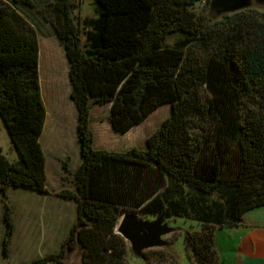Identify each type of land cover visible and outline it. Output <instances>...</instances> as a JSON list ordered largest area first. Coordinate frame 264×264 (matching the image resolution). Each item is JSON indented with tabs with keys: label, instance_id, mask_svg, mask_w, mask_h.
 I'll list each match as a JSON object with an SVG mask.
<instances>
[{
	"label": "trees",
	"instance_id": "16d2710c",
	"mask_svg": "<svg viewBox=\"0 0 264 264\" xmlns=\"http://www.w3.org/2000/svg\"><path fill=\"white\" fill-rule=\"evenodd\" d=\"M92 1L97 16L85 31L73 0L42 8L68 60L82 160L74 190L59 192L77 200L69 234L58 251L24 264H63L77 235L81 264H127L128 242L116 231L124 211L196 219L201 229L184 237L192 263L219 264L216 227L264 205V9L212 19L195 8L201 0ZM32 6L0 0V117L18 153L11 161L0 152L4 255L15 231L7 189L47 191L39 41L21 10ZM105 104L119 133L161 105L170 113L144 147L97 149L91 109Z\"/></svg>",
	"mask_w": 264,
	"mask_h": 264
},
{
	"label": "rangeland",
	"instance_id": "374dc122",
	"mask_svg": "<svg viewBox=\"0 0 264 264\" xmlns=\"http://www.w3.org/2000/svg\"><path fill=\"white\" fill-rule=\"evenodd\" d=\"M31 1L33 2L32 7L21 8V10L37 31L40 52V80L43 85L44 97L49 107L51 119L55 122L54 105H59L66 115H68L73 108L69 96V64L64 48L60 45L55 36L51 24L42 16V8L47 0ZM73 1L75 4L73 16L80 24L82 31H85L89 27V21L97 16L95 6L92 0ZM255 7L264 9V5ZM195 8L199 12L207 13L208 3L206 0L198 1ZM81 38L82 41H84L85 35L82 34ZM172 40L173 39H169V42ZM108 106V104L101 106L94 105L92 108V126L98 134H101L106 126L111 129L108 120ZM169 113V104L157 107L144 121L134 126L131 131H129V134L126 137V142H122L121 135L114 133L111 130L110 134L105 135V138L107 139L106 141L111 143L109 147L117 148V150L129 147H143L147 135L156 129ZM101 136L104 135L102 134ZM68 140V148H76L75 143L72 145L70 144L71 139L69 138ZM46 144L48 150L50 146L48 142H46ZM94 147L98 148V145L94 144ZM0 152L5 154L11 161L18 159V153L11 144L10 136L1 117ZM76 153H71L72 162L70 168L74 167L75 161L77 160ZM64 179L62 185L63 189L73 188L72 175H69ZM58 194L59 197L54 194L44 195L38 191L16 187H9L7 189L6 196L13 206L15 231L9 251L7 255H4L2 249V236L4 233L2 220L3 203L0 200V264L28 263L34 258L44 256L47 253L56 252L61 248V244L69 234L70 227L72 223H74L72 221L77 217V213L75 206L72 205L73 201L68 197L62 196L60 193ZM65 201L68 203L64 204ZM63 207H66V209L63 210ZM142 216L146 218L154 217L146 215ZM167 219L171 221L173 226L180 228L179 231L166 237L169 242L168 246L159 251L149 253L148 260H146L145 258L132 256L131 253H129L128 244V253L126 255L127 264H170L171 258L169 257V253L174 256L179 264H193L184 237L186 231H199L201 229V223L196 219L188 217H167ZM45 264L55 263L54 261H50Z\"/></svg>",
	"mask_w": 264,
	"mask_h": 264
},
{
	"label": "crops",
	"instance_id": "0c3cea01",
	"mask_svg": "<svg viewBox=\"0 0 264 264\" xmlns=\"http://www.w3.org/2000/svg\"><path fill=\"white\" fill-rule=\"evenodd\" d=\"M41 90L46 107V120L40 140L46 155L47 191L39 193H43L44 195L54 194L59 197L58 193L63 190L62 185L65 180L64 178L72 175V172L76 170L82 160L77 136V112L74 102L70 98L73 108L68 115L65 114L64 110L59 105H54L55 122H53L48 104L45 101L42 84ZM108 105L110 108V104ZM109 124L111 129L106 126L102 133L98 134L92 126L91 109V128L94 132V144L98 145L97 149L109 148V150H117V148L109 147L111 143L106 141L105 135L110 134L112 130L114 133L121 135L122 142H126V137L133 128L132 127L125 133H119L113 129L110 120ZM102 134L104 136H101ZM69 138L71 139L70 144L73 145V143H75L76 148H68ZM46 142H48L50 146L48 148L49 151L47 150ZM72 152L76 153L77 160L75 161L74 167L70 168ZM64 162L67 164L69 171L64 168ZM71 189L74 190V187ZM71 189L69 188V190ZM69 199L73 201L72 205L76 208L77 200L74 198ZM65 203L68 202L65 201L64 204ZM65 209L66 207H63V210ZM75 220L76 218L72 222ZM215 248L219 257V264H264V205L247 211L243 215L242 221L237 226H217L215 229Z\"/></svg>",
	"mask_w": 264,
	"mask_h": 264
},
{
	"label": "water",
	"instance_id": "95a60500",
	"mask_svg": "<svg viewBox=\"0 0 264 264\" xmlns=\"http://www.w3.org/2000/svg\"><path fill=\"white\" fill-rule=\"evenodd\" d=\"M259 5H264V0H209L208 13L216 19L225 13ZM179 230L162 214L146 218L133 211H124L116 226V231L129 244V253L137 258H143L147 250L167 247L169 242L166 237ZM83 255L84 246L77 235L75 245L66 247L63 264H81Z\"/></svg>",
	"mask_w": 264,
	"mask_h": 264
}]
</instances>
